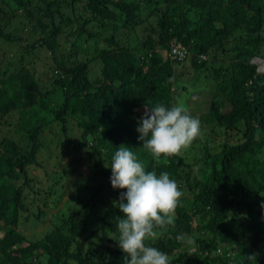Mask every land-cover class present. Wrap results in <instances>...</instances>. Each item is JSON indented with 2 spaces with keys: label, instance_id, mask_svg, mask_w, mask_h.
<instances>
[{
  "label": "trees",
  "instance_id": "16d2710c",
  "mask_svg": "<svg viewBox=\"0 0 264 264\" xmlns=\"http://www.w3.org/2000/svg\"><path fill=\"white\" fill-rule=\"evenodd\" d=\"M176 44L182 59L171 54ZM256 60L264 61V0H0V264H123L115 202L126 190L110 184L121 145L183 193L174 227L146 244L171 264H264ZM178 103L209 134L154 159L137 121L144 107ZM46 135L80 154L77 165L88 160L91 184L40 233L68 176L41 157Z\"/></svg>",
  "mask_w": 264,
  "mask_h": 264
},
{
  "label": "clouds",
  "instance_id": "9594fccd",
  "mask_svg": "<svg viewBox=\"0 0 264 264\" xmlns=\"http://www.w3.org/2000/svg\"><path fill=\"white\" fill-rule=\"evenodd\" d=\"M137 123L138 140L154 159L179 155L201 133L200 121L191 116L183 103L170 108L162 104L144 107ZM110 167L111 187L126 190L115 202L122 213L116 227L123 264H171L167 253L149 246L146 240L174 227L176 208L183 195L177 182L167 172L159 176L154 171L146 172L137 156L124 145L115 151Z\"/></svg>",
  "mask_w": 264,
  "mask_h": 264
},
{
  "label": "rangeland",
  "instance_id": "374dc122",
  "mask_svg": "<svg viewBox=\"0 0 264 264\" xmlns=\"http://www.w3.org/2000/svg\"><path fill=\"white\" fill-rule=\"evenodd\" d=\"M163 55L167 56L166 53H164ZM42 57L47 58L46 55H43ZM257 63L260 67L261 74L264 76V62L262 60H258ZM39 69H41V65L39 66ZM200 121H201L200 122L201 130L202 128H204V130L202 133H200V135L197 138L202 141L204 140L203 135L209 134L208 133L209 130L207 129L208 125H204L203 127L204 121L202 120ZM200 137L202 139H200ZM44 138L45 139L43 140H45L44 142L48 150L47 149L43 150L41 157L45 160L47 164V168L49 170L63 169L68 176L66 177V179H64V185L66 186V189L64 190V195L63 197H61L60 202L57 203V205L53 209H49V208L46 209L47 211L46 216H44L43 221L39 222L38 227L35 229V232H40V233L47 230L53 215L57 214L61 210V208L64 206V203L66 201H69L68 202L69 205L73 204L78 206L79 204L78 198L83 197V195L77 194L76 191L79 188H83L84 186L91 184L89 181L90 169H89L88 160L86 158L79 165H77L75 163V159L76 158L78 159V157L81 156L80 154H78L77 152H69L68 154L62 153L61 149L58 146H56L55 143L49 142L50 141L49 138H51V136L46 135ZM54 163L57 164L56 167L55 165H53ZM105 197L106 196L104 195L103 198L105 199ZM30 233H32V231L28 232V234ZM104 244H107V242L104 241ZM191 248L192 246H190V244H187L185 248H183V250L181 251L190 254Z\"/></svg>",
  "mask_w": 264,
  "mask_h": 264
},
{
  "label": "built area",
  "instance_id": "2783aa9c",
  "mask_svg": "<svg viewBox=\"0 0 264 264\" xmlns=\"http://www.w3.org/2000/svg\"><path fill=\"white\" fill-rule=\"evenodd\" d=\"M171 54L173 56H178V58L182 59L185 54V48L176 44V46L172 47Z\"/></svg>",
  "mask_w": 264,
  "mask_h": 264
}]
</instances>
